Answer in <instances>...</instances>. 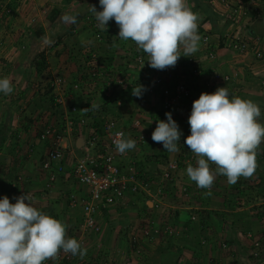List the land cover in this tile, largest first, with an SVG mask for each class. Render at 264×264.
I'll return each mask as SVG.
<instances>
[{"label":"crops","instance_id":"crops-1","mask_svg":"<svg viewBox=\"0 0 264 264\" xmlns=\"http://www.w3.org/2000/svg\"><path fill=\"white\" fill-rule=\"evenodd\" d=\"M31 2L38 8L51 5L50 11L61 9L59 15L67 14L64 12L78 14V22L71 30L87 59L82 61L85 69L76 72L78 78L82 76L81 72L90 75L88 65L93 64V59L88 58L92 56L95 62L98 60L102 65L98 80L104 84L102 92H99L102 99L115 92L117 102L125 96L138 100V105L133 108L129 105L133 102L130 98L127 103L124 101L123 107L112 105L111 108H119L121 115L117 121L127 138L142 139L136 143L134 150L128 151L123 164L130 163L151 182L150 192L128 193L121 202L103 210L98 216L101 233L89 235L83 246L87 249V255L83 259L72 255L69 264H264V194L255 185H252L255 187L254 193L259 198L253 200L252 197L251 200L247 191H240L239 184L244 177L235 184H229L227 177L218 175L211 189L198 188L186 173L187 162L193 157L196 164L197 157L184 148L183 139H180L176 153L167 152L162 143L152 140L157 123L167 122V116L161 95L153 88V77L157 70L149 66L148 54L138 49L133 41L118 38L119 27L114 19L109 21L107 29L100 32H108V35H102V41L96 39L97 32L93 27L97 21L88 8L95 5L97 11H102L99 0H30V5ZM21 3L23 6H18V12L9 21L7 29L0 31V49L3 43H14L9 37L10 32L14 36V30L23 27L27 15L23 13V8L27 5L19 0L18 4ZM187 4L199 14L198 27L202 28L203 34L200 35L199 50L190 57L182 56L175 67H170L175 75L169 81L170 85L185 83L196 100L202 93L213 94L218 88L227 87L230 99L235 96L250 100L264 111V58L256 59L254 50L245 53L234 51L227 41L231 36L241 35L264 52V0H187ZM60 6L67 10L63 11ZM209 17L214 22H209ZM53 23L56 25L57 21ZM60 24L64 25L63 22ZM206 34L210 36L209 45L202 42ZM8 37L10 41L2 43ZM107 38L112 39L111 42H106ZM25 48L23 46V50ZM23 53L24 57L27 52ZM137 56L143 57L144 63L137 64ZM22 58H17V67L23 63ZM2 69L0 64V71ZM32 70L31 76L35 75ZM14 76L15 80L26 77L22 72L13 73ZM224 76L230 77L228 83L223 80ZM38 78L41 83L46 81V76ZM16 85L15 82L12 87ZM138 85H143L145 89L141 98L132 95L133 88ZM32 89L30 87L29 90ZM81 101L84 102L83 99ZM94 103L90 101L89 106H95L92 105ZM9 106L8 118L4 116V122L0 121V199L7 196L15 204L13 197L30 193L34 207L67 225L66 238L73 233L78 235L83 213L79 204L73 206L71 202L74 199L86 200L88 190L73 176L67 177L68 172L57 174L55 181H50L51 171L45 167L50 144L39 138L44 128L52 125L49 124L50 120L43 123L45 116L41 110L45 105L37 107L34 104L38 117L24 122L15 116V105ZM19 108L20 105L17 106ZM95 111H98V107ZM57 112L54 113L55 118ZM63 113L60 112L62 118ZM171 114L180 130L191 134L188 121ZM119 116L110 114L107 121ZM86 119L88 122L85 125L88 127L79 124L69 141V146L75 147L76 155L87 146L86 141L96 132L91 127V119ZM41 123L44 124L43 130ZM36 129L38 133L34 132ZM79 139H83V143H79ZM172 161L179 163V169L171 180L163 182L162 167ZM57 167V163L52 164L53 169ZM210 168L214 169L215 165H210ZM258 176L257 173L253 174L247 180L254 184ZM260 176L264 177L262 174ZM155 200L161 201L157 209L153 206ZM146 229H159L160 235L144 237L143 231ZM167 229L170 230L165 233ZM134 236L140 237V254H136L131 245ZM255 243L262 245L260 260L252 255Z\"/></svg>","mask_w":264,"mask_h":264},{"label":"clouds","instance_id":"clouds-1","mask_svg":"<svg viewBox=\"0 0 264 264\" xmlns=\"http://www.w3.org/2000/svg\"><path fill=\"white\" fill-rule=\"evenodd\" d=\"M99 4L102 11H97L95 5L88 8L97 27L103 31L114 19L119 27L118 38L133 41L147 53L153 69L175 67L182 56L190 57L199 50L200 17L187 0H99ZM61 20L65 25L76 24L78 14H64ZM41 40L48 45L54 43L47 37ZM144 90L143 85H138L132 95L141 98ZM12 91L10 79H0V93L7 96ZM165 115L167 122L157 123L152 140L162 143L167 152L176 153L182 132L171 112ZM260 116L257 104L235 96L230 99L227 87L213 94L202 93L193 102L188 119L191 135L185 143L197 159L196 166L188 164L186 173L198 188L211 189L218 175L235 184L241 177L254 174L256 149L264 141V125L257 122ZM124 136L117 132L113 140L121 154L136 148V141ZM13 199L15 204L7 196L0 199V264H44L57 259L61 251L81 259L87 255V249L77 239L66 238L65 223L33 206L30 193Z\"/></svg>","mask_w":264,"mask_h":264},{"label":"built area","instance_id":"built-area-1","mask_svg":"<svg viewBox=\"0 0 264 264\" xmlns=\"http://www.w3.org/2000/svg\"><path fill=\"white\" fill-rule=\"evenodd\" d=\"M9 1L11 0H8V2ZM8 5L9 3L0 8V26L4 22V17L13 13L12 8L8 7ZM96 39L102 41V35L98 33ZM227 41L229 48L234 51L245 53L255 50V56L258 59L264 57L262 48H259V50L256 49V45H252L241 35L231 36ZM202 42L209 45L210 36L207 34L204 35L202 37ZM93 59L95 60V58ZM138 62L139 64L144 63V58L139 57ZM92 75L93 77H98L99 73L93 71ZM174 77V72L170 67L164 70H157L153 77V88L159 91L162 98L163 110L166 113L171 112L176 117L188 121L192 112L193 102L196 101V98L192 90L185 83H178L176 86H171L169 81ZM223 80L229 82L230 78L225 76ZM65 83L66 81L62 78H57L54 84L56 90L61 91V94H58L56 100L60 104H63V97L66 96V92H64ZM76 110V108H73L71 110L72 114L75 112L77 113ZM66 118L64 119L65 125L58 124L56 127L54 125L46 126L40 134V140L49 142L50 144L47 162L45 164L46 169L51 171L50 181L54 182L57 174L60 175L68 172L66 174L67 177L73 176L79 184L83 185L88 190L86 200L78 201L74 199L71 202L73 206L80 205L83 213V220L77 231L78 235H74L73 233L68 238L77 239L83 247L86 245V238L89 235L101 233L102 230L98 222V216L103 210L121 202L128 193L150 192L151 184L133 165L130 163L128 165L123 164V159L128 157V151L124 154L119 153L113 140L117 132H123L125 134L124 138H127V134L125 130L119 126L117 120L111 119L105 122L102 137L98 136L96 132H93L86 141L87 146L76 155L74 153L75 147H70L69 141L72 139V134L79 124H87L86 118H80V123L78 124H75L72 116H66ZM181 132V139L191 135L185 131ZM134 140L138 143L142 139L136 138ZM193 159L192 157L187 164L191 163L193 166H196V164L193 163ZM53 163H57L58 167L53 169ZM178 169L179 163L177 161L166 163L161 171L163 182L171 180ZM153 206L156 209L159 208L161 206V201L155 200ZM192 219L195 220V218ZM169 230L170 229H167L165 233L169 232ZM153 234L160 235V230L146 229L143 231L144 237L150 238ZM131 245L136 254L141 253L140 237H132ZM254 246L255 249L252 255L260 260L262 246L260 243H255ZM71 256L72 254L61 251L57 259L47 260L44 264H64Z\"/></svg>","mask_w":264,"mask_h":264},{"label":"rangeland","instance_id":"rangeland-1","mask_svg":"<svg viewBox=\"0 0 264 264\" xmlns=\"http://www.w3.org/2000/svg\"><path fill=\"white\" fill-rule=\"evenodd\" d=\"M18 1L19 0H11L8 2V0H0V8L1 6H5L7 5V3H9L8 7L12 8L13 6L14 8H12V14L15 17L16 13L18 12V6H23V3L19 5ZM22 2L27 5V7L23 8L24 12L22 10L24 14H27L22 24L24 28L21 27L22 29L14 30V33H16L14 36L12 34L13 32H10L11 34L9 37L13 39L14 43H3L4 41L9 42V37L3 39V46L0 49V64L3 66V69L0 71V77H7L8 79H10L12 85H14L15 82L17 84L15 88L13 86V91L11 94L6 96L3 93H0V121L4 122V116L8 118V108L10 107L9 105H15V110L13 112H15V116L22 122H24L26 119L30 120L29 118L32 119L38 117V114H36L34 111V104L37 107L45 105L44 109L41 110L45 116L43 123H45V120H50L49 124L52 123V125H58V123L64 124V119L66 118V116L73 117L76 113L75 112L74 114H72L71 110L73 108H76V111L78 113L82 111V116L84 118H86L85 115L89 113L92 114L97 112L95 111L96 107L99 108L102 105L99 102L103 103V97L99 96V92H102L104 84L102 83V80L98 81L100 79V75L95 78L92 75L93 73H90L91 76L87 80H81V77L78 78V75H76L77 71L79 72L86 67H83L82 64V61L85 60L86 53H83V50L78 47V42L75 37L76 35L74 34L73 30H71L74 24H64L61 26L60 22H62L61 17L63 16V13L62 15H59L61 12L60 9L57 10L59 11V13L55 19L57 23L56 25H53L54 23L49 21V15H51L50 13L53 11H50L52 7L51 5H46L44 7L41 6L39 7V9L38 6L33 2H31L30 5V0H22ZM59 8H62V10L64 9L65 11L67 10V8H64L63 6H60ZM64 13L68 14V12ZM10 20L11 19L9 17L4 20L3 25H1L0 27V31L7 29ZM41 30H43V33L41 34L42 36L37 37V33H40ZM41 37H47L50 40L54 41V43L51 45L45 44L43 40H41ZM23 46L26 47L24 50ZM23 51L27 52L24 57ZM251 51L253 52V50ZM19 57H23V63L21 64V66L17 67L16 64L19 61L17 58ZM255 58L258 59L256 56ZM85 61H87V59ZM40 62L44 63V67L42 72L38 73L36 64H40ZM90 65L94 67L95 61ZM90 65H88V67ZM32 69H34L35 75L31 76V73L33 72ZM17 72H22L23 74L25 73L26 77L15 80V76L13 78L12 75L13 73L15 75V73ZM37 76H46V81H44V83H41L40 79H37ZM57 78H62L66 81L64 89V92H66V96L63 97V104H60L56 101L58 98V94H61V91H57L56 86L54 85ZM30 87H33V89L29 90ZM49 94L57 95L55 99L56 104H54L55 107H52V104L48 100ZM16 97L18 98L16 99ZM129 98V96H125L123 100L119 99V102L116 103L118 106H114L119 108L123 107L124 103H127ZM82 99L84 102L81 101ZM130 99L133 98L131 97ZM46 100H48L47 103H45ZM90 101H95V103L92 104L95 106H89ZM119 104L122 106H120ZM18 105H20L19 109H17ZM129 105L130 107L132 106L131 108H133L134 105L136 107V105H138V100L135 101L133 99V102ZM109 107L111 106H108V108ZM119 108L115 109V113L117 116H119ZM57 109H59L58 112ZM62 111L64 112L63 118L60 115V112ZM55 112L58 113V116L56 118L54 114ZM12 115L13 113L11 114V116ZM119 118L120 116L115 120L119 121ZM87 122L88 120L86 119V123ZM257 122L261 125H264V111H261V116L257 118ZM43 123H41L42 130L44 127ZM1 132L2 131L0 130V133ZM34 132L38 133V129L34 130ZM256 152L257 168L254 172V175H256L257 173L259 175V178L257 177V180L254 181V184L249 183L247 178H242L241 183L239 184V190L247 191L251 200L252 197L253 200L260 197L259 195L254 193L255 187L252 185H255L256 189L258 188L261 194H264V177L260 176V174H262V176L264 175V141H262L260 146L256 149ZM258 182L259 184H257ZM242 187L243 189H241Z\"/></svg>","mask_w":264,"mask_h":264},{"label":"trees","instance_id":"trees-1","mask_svg":"<svg viewBox=\"0 0 264 264\" xmlns=\"http://www.w3.org/2000/svg\"><path fill=\"white\" fill-rule=\"evenodd\" d=\"M245 1H249V0H245ZM11 8V7H10ZM12 8H13V6H12ZM14 9V8H13ZM51 15H49V21H51V22H54L55 21V19H56V16L58 15V11L56 10V9H54L51 13H50ZM7 17H9L11 20H12V18L14 17L13 16V14H10V15H6L5 17H4V20L7 18ZM208 19V21L209 22H214L213 21V19H212V17H209V18H207ZM212 20V21H211ZM4 23V22H3ZM3 25V24H2ZM1 27V26H0ZM94 28V30L97 32L96 34H98V33H100L102 30L99 28V27H97V24H95V26L93 27ZM43 33V30H41L40 31V33L38 32L37 33V37H40V36H42L41 34ZM101 34V33H100ZM198 34L199 35H201V34H203V31H202V28H200V27H198ZM101 35H105V36H107L108 35V32L107 33H105L104 34V32L101 34ZM111 40L112 39H109V38H107L106 39V42H111ZM139 57H141V56H137L136 58H135V60H136V63L137 64H139V62H138V58ZM92 58V56H89V58H88V60L89 59H91ZM264 58V57H263ZM93 63H94V59H93ZM43 67H44V63H42V62H40V64L38 63V64H36V69H37V72L38 73H41L42 72V70H43ZM102 65L99 63V61L97 60L96 62H95V65H94V67L92 66V65H90L89 66V69H88V71L90 72V73H93V71H96L97 73H99V71L101 72L102 71ZM85 71V70H84ZM87 71V72H88ZM81 74H82V76H81V80H87L91 75H85L83 72H81ZM229 77V76H228ZM95 78H97V77H95ZM230 78V77H229ZM228 83V82H227ZM118 94V93H117ZM56 96L57 95H54V94H49V96H48V100H49V102L52 104V107H55V105L54 104H56L55 103V99H56ZM116 96V93L114 92V93H112V95L110 96V97H104V99H103V103H102V105H101V107L100 108H98L99 110L97 111V112H95V113H89V114H87V115H85V117L86 118H89V119H91V122H92V124H91V127L92 128H94L95 130H96V134H98V136H100V137H102V135H103V128H104V124H105V122L107 121V118H108V115H110V114H112L113 116H115L116 115V113H115V109H112L111 107H112V104L113 105H117L116 103H117V101H118V98H117V96ZM115 103V104H114ZM59 106V105H58ZM108 106H111V107H109L108 108ZM59 109H57V111H58ZM111 111V112H110ZM110 112V113H109ZM82 114V113H81ZM83 115V114H82ZM82 115H80L79 116V113L77 112L74 116H73V121L75 122V124H78V123H80V118H82L83 116ZM119 115H121L120 113H119ZM84 118V117H83ZM114 120H115V118H113ZM108 120H110V119H108ZM86 126V125H85ZM86 127H88V126H86ZM188 137V136H187ZM187 137H184L183 138V144L185 145V147L184 148H186L188 151H190L189 150V148H188V146L186 145V143H185V140L187 139ZM0 138L2 139V133H0ZM168 163V162H167ZM148 179V178H147ZM149 180V179H148ZM149 183L151 184V182L149 181ZM263 216V215H262ZM69 260L67 259L65 262H64V264H69Z\"/></svg>","mask_w":264,"mask_h":264},{"label":"water","instance_id":"water-1","mask_svg":"<svg viewBox=\"0 0 264 264\" xmlns=\"http://www.w3.org/2000/svg\"><path fill=\"white\" fill-rule=\"evenodd\" d=\"M78 142H79V143H83V139H79ZM77 147H79V146H77ZM79 148H80V147H79Z\"/></svg>","mask_w":264,"mask_h":264}]
</instances>
